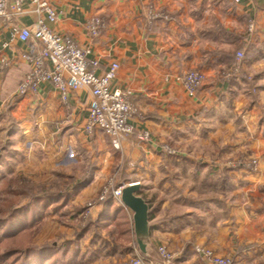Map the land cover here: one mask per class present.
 <instances>
[{
	"label": "crops",
	"instance_id": "obj_1",
	"mask_svg": "<svg viewBox=\"0 0 264 264\" xmlns=\"http://www.w3.org/2000/svg\"><path fill=\"white\" fill-rule=\"evenodd\" d=\"M47 1L57 20L43 15L46 25L89 47L98 75L120 64L112 87L131 92L135 132L120 150L99 130L86 134L88 90L72 92L67 104L50 83L19 95L30 69L22 55L32 45L13 39L11 26L30 28L38 15L27 4L12 24L0 20L6 62L0 60V158L7 149L12 156L25 152L38 172L49 174L70 161L90 169L75 180L83 186L70 203L41 224L33 244L72 241L74 212L95 201L118 170L120 184L141 185L139 196L150 208L151 257L166 246L180 264H206L195 253L204 246L235 264L263 263L264 0ZM93 17L104 24L95 38L86 30ZM191 70L206 76L194 96L181 81ZM143 132L150 140H138ZM252 159L255 170L228 165ZM92 213L94 230L81 240L77 264H130L143 256L130 210L112 200Z\"/></svg>",
	"mask_w": 264,
	"mask_h": 264
},
{
	"label": "built area",
	"instance_id": "obj_2",
	"mask_svg": "<svg viewBox=\"0 0 264 264\" xmlns=\"http://www.w3.org/2000/svg\"><path fill=\"white\" fill-rule=\"evenodd\" d=\"M240 2L241 0H235ZM33 8L38 15L37 22L30 28H20L12 22L26 13L25 6ZM43 15L55 22L57 13L47 0H0V20H7L12 24V38L23 43L30 42L32 48L22 55V59L29 64V72L18 86L17 93L36 94L42 84L50 83L59 94L63 103L67 104L72 92L88 90L92 97L88 105V117L84 130L86 134L92 135L99 130L111 138L115 149L120 150V142L130 137L135 132L131 119L135 114L130 97L131 92L113 89L112 85L120 70V64L113 62L109 68L98 75L99 61L90 59L91 49L82 47L70 38H65L54 33L46 25ZM153 17V16H152ZM104 27L99 17H93L86 25L90 37H98ZM253 31V28H250ZM238 60L244 58L243 53L237 54ZM2 63H6L1 59ZM206 79L203 72L191 70L184 74L181 81L184 89L190 96H194L202 87ZM150 134L143 132L138 135V140L146 142L150 140ZM168 154L175 152L164 146ZM238 165H245L251 169L256 167L257 161L248 163L239 162ZM126 184L116 187L112 191L115 202L119 205ZM107 191L103 192L105 195ZM103 195L99 201H104ZM93 208L89 205L86 213ZM157 257L138 256L130 264H180L177 253L170 251L166 246L157 248ZM195 253L206 264H235L230 257H221L213 250L196 246Z\"/></svg>",
	"mask_w": 264,
	"mask_h": 264
},
{
	"label": "trees",
	"instance_id": "obj_3",
	"mask_svg": "<svg viewBox=\"0 0 264 264\" xmlns=\"http://www.w3.org/2000/svg\"><path fill=\"white\" fill-rule=\"evenodd\" d=\"M119 184L117 187L122 185ZM82 186L83 183L76 185L71 192L31 196L25 205L11 203L6 206L0 219V264H77L76 258L80 254L78 244L86 228L79 232L75 240L66 242L60 249L52 245L36 247L33 238L37 226L49 215V207L53 204L51 209L63 208ZM10 187L11 183H7L5 190H10ZM16 191L24 196L30 195L21 187ZM112 200V193L108 194L106 201L111 203Z\"/></svg>",
	"mask_w": 264,
	"mask_h": 264
},
{
	"label": "rangeland",
	"instance_id": "obj_4",
	"mask_svg": "<svg viewBox=\"0 0 264 264\" xmlns=\"http://www.w3.org/2000/svg\"><path fill=\"white\" fill-rule=\"evenodd\" d=\"M27 151H29V149ZM24 153L25 152H21L18 156L17 155L12 156V154H10L7 149V152L5 153L3 152L4 156L0 158V219L3 216L2 213L4 209L6 208V206L8 207V205L11 203L15 204L16 206L25 205L31 199V196L42 195L44 193H50V192L52 193L53 192L63 193L67 191L71 192L76 186L75 180L77 178H81L83 173H86V172L88 173L90 170V169L88 170V168L83 170L84 168L83 169L79 168L76 165V162L70 161V163L67 164L63 170H59L56 174H51V173L49 174V172H45L43 170H40L38 172L33 167L34 164H30L29 160L25 158ZM42 156H43L42 154L38 155L37 159L43 161L42 159H45V158L44 157L42 158ZM253 160L257 161V159H252L251 161ZM238 163L239 162L229 163L228 164L229 168L247 169L245 165L241 166V165H238ZM257 166H258V161H257L256 167L254 168L251 167V169L255 170ZM118 176H119L118 170H115L112 173V176L103 186L98 198L95 201L88 202L86 205H84V207L81 210L74 212L75 217L77 218L79 217V218H78L77 229H76L73 240H75L79 232H81L85 228L87 229V231L88 229H91V231L94 230L93 227H91L92 218H93L92 210L93 208H96L100 206L101 204H103V202L106 201L108 194H111L112 191L121 182ZM7 183H11L10 190L8 191L5 190V185ZM124 183L127 185V183L129 182H124ZM19 187L25 189L27 192L30 193V195L24 196L22 194L16 193L17 192L16 190ZM105 190L107 191V193L103 195V192ZM102 195L104 197V201L100 202L99 198ZM70 201L64 207H66L70 203ZM90 204L93 205V208L89 211L90 213L88 214L86 212ZM52 205L49 207L50 213L61 212L62 209L64 208L63 207L61 209H51ZM47 217L45 218V220L47 219ZM41 224L37 226L34 236L37 233L38 228H40ZM65 243H61L58 239H56L52 242L44 243L42 246L52 245L60 249V247ZM80 245H81V241L78 244L79 248H80ZM261 264H264V261Z\"/></svg>",
	"mask_w": 264,
	"mask_h": 264
},
{
	"label": "water",
	"instance_id": "obj_5",
	"mask_svg": "<svg viewBox=\"0 0 264 264\" xmlns=\"http://www.w3.org/2000/svg\"><path fill=\"white\" fill-rule=\"evenodd\" d=\"M141 185L131 183L124 187L121 197L122 206L133 213V225L136 243L143 256L149 258L147 241L150 235L149 213L150 208L143 198L139 196Z\"/></svg>",
	"mask_w": 264,
	"mask_h": 264
}]
</instances>
